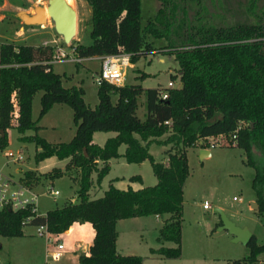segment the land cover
Returning <instances> with one entry per match:
<instances>
[{"label": "trees", "instance_id": "obj_1", "mask_svg": "<svg viewBox=\"0 0 264 264\" xmlns=\"http://www.w3.org/2000/svg\"><path fill=\"white\" fill-rule=\"evenodd\" d=\"M85 1L90 13L84 19V28L90 41L75 42V55L127 54L132 63L151 51L150 39L163 38L158 50L173 53L181 71V85L165 87L167 96L160 98L159 87H144L139 82H101L96 86L97 101L90 106L83 99L80 85H63L61 74L52 70V45L0 41V148L6 143L5 128L11 119H15L18 132L37 127L30 109L32 95L38 89V116L52 103L62 102L72 108L75 123L72 137L65 142L52 143L36 133L19 136L33 140L39 147L34 152L35 160L48 155L67 157L65 169L73 164L77 168L72 176L77 182L75 199L43 214H33L26 223H45L49 232L57 234L73 221H88L93 235L86 252L78 253L77 264H142L140 255L117 251L116 221L166 213L160 236L172 235L177 246H159L150 251L175 255L179 248L182 186L188 174L186 147L207 135L232 132L236 145L243 149L244 162L253 168L251 187L256 212L264 214V86L250 81L245 69L226 68L214 92H207V81L202 79L201 83L200 75L187 64L190 56L203 68L209 69L212 63L221 69L223 64L212 54L242 47L264 66V9L258 6V0L243 3L247 20H230L226 0H158L154 13L143 24L140 0ZM140 94L144 96L143 116L137 114ZM165 119L170 123H164ZM93 130H113L115 134L99 145L91 140ZM150 141L170 144L165 149L166 164L152 157L148 151ZM121 143L125 145L121 155L127 162L148 159L156 181L138 188H118L109 183L101 195L90 197L91 173L95 172L94 180L99 182L108 171L107 160L119 156ZM65 169L55 166L43 173L53 178L64 174ZM29 176L25 173V183ZM129 177L136 179L139 175ZM28 214L27 208L0 210V235L22 234L23 219ZM245 246L246 255L232 259L230 264L252 263L256 254L264 251V241L258 242L253 233Z\"/></svg>", "mask_w": 264, "mask_h": 264}, {"label": "rangeland", "instance_id": "obj_2", "mask_svg": "<svg viewBox=\"0 0 264 264\" xmlns=\"http://www.w3.org/2000/svg\"><path fill=\"white\" fill-rule=\"evenodd\" d=\"M13 1L9 0L11 3ZM47 1L20 0V3L25 7L32 6L31 12H33L35 5L45 7ZM65 1L75 12V32L68 41L69 45L74 44V36L77 32L79 33L80 43H88L90 36L88 29L84 28V19L90 13L89 5L82 0ZM244 2L245 0H226L230 20H247ZM257 4L264 9V0H258ZM157 6L158 0H140V20L142 24L147 17L152 16ZM10 14L12 15L11 12ZM46 22L51 26L52 32L58 34L53 28L52 20L49 19ZM14 27L15 24L9 18L0 20V41L5 38L12 39ZM37 30L25 31L26 37L22 38L20 42L37 43L35 41L39 42L42 37L49 36L46 30L36 32ZM58 35L60 36V34ZM150 40L153 47L149 53L141 55L133 62L132 66L122 63L124 83L136 81L144 87L160 88L165 87L167 81L171 80L174 86L181 85V79L179 78L181 71L173 53L164 52L167 49L158 50L162 48L163 38L153 37ZM57 41L58 44L66 48L68 43L63 41L61 36ZM65 50L68 51L69 49ZM212 56L220 64H223V68L220 69L212 63H209V69L203 68L199 60H194L190 56L187 60L188 67L194 73L200 75L198 79L201 80V83H203V80L207 81L208 85L205 86L207 92H214L219 82L225 77L226 68L230 70L245 69V74L248 75L250 81L261 87L264 86V66L255 55L249 54L245 48L239 47L218 51L213 53ZM51 67L53 71L61 74L63 85H80L83 88L85 102L90 106L96 103L97 84L93 77L99 69L97 57L85 58L82 62L56 60L52 62ZM140 72L145 74L135 76ZM40 93V89L36 90L31 98V118L35 121L37 127L27 128L23 133L26 135L36 133L52 143L68 141L75 130L72 108L67 103H54L38 116ZM143 100V94L137 96V114L139 116L144 113ZM13 120L15 121V119ZM14 121L5 128L6 143L0 148V169L4 173L9 174L16 182L26 169H38L42 172L52 165H63L61 169H65L64 165L68 158H64V163L59 161L55 155H48L35 160L34 152L39 147L34 145L33 140L19 137L21 133L17 131ZM243 122L244 120L241 119V125H243ZM95 132L97 133L93 135L94 139L100 141L101 137L113 135L115 131L93 130L92 134ZM232 134L233 132L207 135L203 142L198 143V139L197 142H194V145L186 147L188 174L184 180L182 190L178 253L166 255L150 251V248L159 246L170 249L177 246V241L172 235L160 236L161 221L151 214L141 215L132 221L127 219L117 225V248L120 253L138 254L142 258V264H230L232 259L246 255L248 249L242 242L232 241L227 230L218 229L221 221L215 209L216 207H219L226 217L236 225L247 227L255 235L258 242L264 241V214L253 211L250 204L254 197V191L251 187L253 168L244 162V152L241 147L229 145L231 138H233ZM212 141H218V144L210 145ZM103 142L102 140L100 144H103ZM200 144L209 148V155H207V152L199 155L198 146ZM169 145V143L150 141L148 151L155 160L165 162V149ZM123 147L124 145L120 144L118 149L122 150ZM171 148L173 149V147ZM8 149L12 151L19 150L22 159L19 162L7 160L4 152ZM76 171L77 168L73 164L69 165L64 173L72 176L76 175ZM27 172L30 173V176L27 177L30 182L35 180V175L37 179H42L33 187V191L38 194L37 209L40 212H44L47 208L60 206L66 200L75 198L76 183L72 182L67 175L61 174L50 180L46 178L43 172L36 173L34 170H27L24 173ZM134 173L139 175L138 179L128 177ZM115 175L123 176L122 181L117 182L121 187L126 185L125 181L127 180H133L134 184L139 181H141V184H151L155 181L148 159L140 162H127L123 156L114 158L109 171L103 176L102 187H107L108 178ZM20 179L23 181L25 178ZM95 185V181L91 180L90 192ZM50 187L51 189H57L58 193L50 195L48 192ZM98 193L101 194L102 191L99 190ZM204 200L208 202V208L202 207ZM35 226V224L24 223L21 227L22 234L0 235V264H45L44 259L48 260L50 264H77L75 252L70 250V240L65 235L48 233L52 241H47V233L37 234ZM69 236L75 239L83 238L82 236L89 237L88 227L86 225L76 227ZM55 242L62 243V254L57 258H51L47 250L53 248ZM249 264H264V251L257 253L256 259Z\"/></svg>", "mask_w": 264, "mask_h": 264}, {"label": "crops", "instance_id": "obj_3", "mask_svg": "<svg viewBox=\"0 0 264 264\" xmlns=\"http://www.w3.org/2000/svg\"><path fill=\"white\" fill-rule=\"evenodd\" d=\"M82 1H84V2H86L85 0H82ZM20 9H22L24 12H26V13H32L31 12V9H32V6H30V5H28V6H23V4L22 3H20V0H14L13 1V3H11V2H9V0H0V20H2V19H4V18H9L14 24H15V27H14V29H13V37H12V39H10V40H8L7 38H5L4 40H1V41H13V42H15V43H27V42H25V41H23V42H20V40L22 39V38H25L26 36V34H25V31H28V30H35V29H38L36 32H40V30H46L47 31V34L49 35V36H47V37H42L41 39H40V41L38 42V41H35V42H37V43H31V44H50V45H54V44H58V39L60 38V36L58 35V34H56V33H53L52 31V29L50 28L51 26L48 24V22H45V23H43V24H34V25H27V24H24L21 20H20V18H18L17 17V15H16V12H18ZM10 12L12 13V15L10 14ZM46 21H49V18H46ZM48 30H47V29ZM14 40H17V41H14ZM74 40H75V42H80L79 41V33L77 32V34H75V36H74ZM74 42V43H75ZM68 47L66 46V49H67ZM73 53V55H74V52H72ZM124 56H123V63L124 64H126V65H128V66H132L133 65V62L132 63H130L129 61H128V59H127V54H123ZM97 55H90V56H82L81 58H80V60H78L77 62H82V60H84L85 58H89V57H96ZM66 61V60H65ZM99 61V60H98ZM52 62H54V61H51V66H52ZM65 76V75H64ZM135 76H137V74L135 75ZM134 82H136V81H134ZM133 81L132 82H129V83H134ZM54 103H62V102H54ZM54 103H52L51 105H53ZM32 106V105H31ZM51 107V106H50ZM30 112H31V109H30ZM30 115H31V113H30ZM143 116V115H142ZM12 121H14L13 119H11V123H12ZM14 123L16 124V121H14ZM21 134L20 135H26V134H24L23 132H20ZM23 133V134H22ZM96 133L97 132H95V133H93L92 134V137H91V140H92V142H95V143H97V144H99V145H101L100 144V142L103 140V141H105V139L107 138V137H109V136H112V135H104V137H101L100 138V141H96L95 139H94V137H93V135H96ZM115 134V132L113 133V135ZM30 135V134H29ZM121 144H123L124 145V143H121ZM35 145V144H34ZM229 145H236V143H235V140H233V139H231V142L229 143ZM36 146V145H35ZM120 146V144L118 145V147ZM125 146V145H124ZM199 147V149H198V153H199V155H200V153H203V152H207V155H209L210 154V150H209V148L207 147V146H201V145H199L198 146ZM123 150H124V147H123V149L122 150H119L118 149V152H119V156H117V157H121V156H123V155H121V153L123 152ZM166 152V151H165ZM206 155V156H207ZM54 156V155H53ZM117 157H111V158H109L108 160H107V162H108V165H109V168H108V171H109V169H110V167H111V163H112V160L114 159V158H117ZM66 159H67V157H66ZM58 160L59 161H61V162H63L64 163V158H61V159H59L58 158ZM144 160V159H143ZM142 161V160H141ZM159 161H161V160H159ZM19 162V161H18ZM99 162H101L100 160H98V163ZM161 162H163V161H161ZM164 164H166L167 163V155H166V160H165V162H163ZM55 166H57V167H62V166H59V165H52L49 169H47L46 171H48V170H50L52 167H55ZM30 171V170H34V171H36V173H42V172H46V171H39L38 169H26V170H24L23 172H22V174L19 176V178H18V182H20V183H23V184H25L28 188H30V191H32L34 194H35V204H36V208H37V193L36 192H34L33 191V187L38 183V182H40L42 179H35L34 181H32V182H30V180L27 178V182L25 183L24 181H22V179H20V178H25L24 177V175H25V171ZM107 171V172H108ZM93 173L95 174V172H92L91 173V180H94L95 179V175L93 176ZM65 174V173H64ZM135 174V173H134ZM134 174H130L129 176H131V175H134ZM137 174V173H136ZM65 175H67L70 179H71V181L72 182H75L76 183V185H77V182H76V180L75 179H73L72 178V176H70V175H68V174H65ZM36 176V175H35ZM104 176V175H103ZM103 176H102V178L100 179V181L99 182H95V186H94V188L91 190V192H90V189L88 190L89 191V195H90V197H96V196H99V195H101V194H99L98 192H99V190H101L102 192H103V190L104 189H106L107 187H102V184H101V181H102V179H103ZM128 176V177H129ZM123 176L121 175V176H118V175H115V176H111V177H109L108 179H109V181H108V184L109 183H111V184H113L114 186H116V187H118V188H126L128 185L129 186H131L132 188H138V187H141V186H143V185H147V184H141L140 182L141 181H139L138 183H136V184H134V181L133 180H127V181H125V186L124 187H121L120 185H118L117 184V182H120V181H122V178ZM46 178H48V179H52V178H49V177H46ZM138 179V178H137ZM25 180V179H24ZM95 181V180H94ZM155 181H156V178H155ZM154 181V182H155ZM153 182V183H154ZM108 184H107V186H108ZM152 184V183H151ZM182 190H183V186H182ZM51 195V194H50ZM233 198H235L234 196H233ZM75 199V198H74ZM74 199H68V200H74ZM253 200H254V197H253ZM251 202V201H250ZM52 208V207H51ZM219 208V207H218ZM47 209H49V208H47ZM46 209V210H47ZM38 210V209H37ZM45 210V211H46ZM44 211V212H45ZM253 211H256V209H254L253 208ZM38 212H40L39 210H38ZM44 212H40V214H43ZM148 215H150V214H148ZM151 215H153V217H155L156 219L158 218V219H160V221H161V223H162V220H163V218L164 217H166L167 216V214L166 213H164V214H162V215H156V214H151ZM141 216V215H140ZM137 217H139V216H132V217H125V218H120V219H118L117 221H116V224H115V227H116V231H117V225L121 222V221H124V220H127V219H129L128 221H132L133 219H137ZM84 225H86L87 227H88V235H89V237H84V236H82L83 238H80V239H75V238H72L71 236H69L70 234H71V232L73 231V229H75L76 227H79V226H84ZM219 229V228H218ZM54 234V233H53ZM57 234H60V235H65L69 240H70V250H72L73 252H75V258H76V262H77V255H78V253H80V252H86V250H87V247H88V244L90 243V241H91V238H92V235H93V228H92V226L90 225V223L88 222V221H73L69 226H68V228L67 229H65L64 231H62V232H59V233H57ZM118 234V233H117ZM230 234V233H229ZM231 235V234H230ZM160 239V238H159ZM233 241V240H232ZM245 245V244H244ZM115 246H116V249H117V251L119 252V250H118V248H117V235H116V239H115ZM123 254V253H122ZM126 254V253H125Z\"/></svg>", "mask_w": 264, "mask_h": 264}, {"label": "built area", "instance_id": "obj_4", "mask_svg": "<svg viewBox=\"0 0 264 264\" xmlns=\"http://www.w3.org/2000/svg\"><path fill=\"white\" fill-rule=\"evenodd\" d=\"M68 51H66L65 47L60 44L53 45V52L49 61H56V60H72L78 61L82 56L73 55V45H69L67 41ZM123 54H111V53H104L98 54L96 57L99 60V69L96 75L93 77V80L96 84H100L101 82H107L110 84H123L124 83V71L121 69V65L123 63ZM124 64V63H123ZM171 80L167 81V85L165 87H172ZM165 87H160L159 89V96L160 98H165L167 96V91ZM166 124L170 123L169 119H165L163 121ZM234 134H232V137ZM205 137L199 138L198 143L204 141ZM233 139V138H231ZM234 140V139H233ZM218 144V141L210 142V145ZM4 156L7 160L12 162H18L22 159V154L19 150H6L4 152ZM49 194L55 195L58 193L57 189H49ZM203 208H208L209 204L206 200L202 203ZM27 208L30 214H28L23 221L26 223L29 221L30 217L33 214H40L36 208L35 204V194L30 191L25 184L20 183L18 181H14L11 176L7 173H4L0 169V210L9 209V210H17ZM35 232L39 235L43 233H47L46 239L47 241L51 240L50 235L51 233L47 230L45 223H38L35 224ZM63 245L61 242H55L53 248L47 250L48 255L51 258H57L62 254ZM45 264H50V262L44 259Z\"/></svg>", "mask_w": 264, "mask_h": 264}, {"label": "water", "instance_id": "obj_5", "mask_svg": "<svg viewBox=\"0 0 264 264\" xmlns=\"http://www.w3.org/2000/svg\"><path fill=\"white\" fill-rule=\"evenodd\" d=\"M16 15L27 25L42 24L46 22V18L51 19L53 28L65 42L69 41L75 32V12L65 0H48L45 7L43 5H35L32 13L19 10ZM250 204L254 209L257 207L254 200ZM215 209L221 221L218 228L227 230L231 234V240L245 244L252 234L250 230L245 226L236 225L226 217L220 208L216 207Z\"/></svg>", "mask_w": 264, "mask_h": 264}]
</instances>
